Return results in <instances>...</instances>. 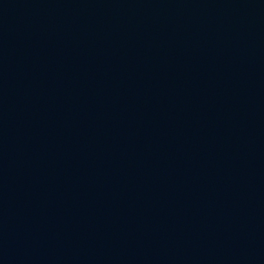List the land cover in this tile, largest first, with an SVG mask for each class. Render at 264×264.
Returning a JSON list of instances; mask_svg holds the SVG:
<instances>
[{
  "label": "water",
  "instance_id": "obj_1",
  "mask_svg": "<svg viewBox=\"0 0 264 264\" xmlns=\"http://www.w3.org/2000/svg\"><path fill=\"white\" fill-rule=\"evenodd\" d=\"M0 264H264V0H0Z\"/></svg>",
  "mask_w": 264,
  "mask_h": 264
}]
</instances>
